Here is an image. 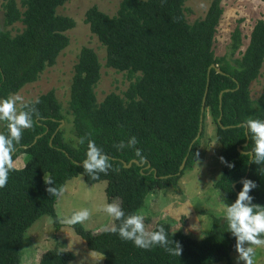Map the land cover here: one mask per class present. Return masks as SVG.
I'll use <instances>...</instances> for the list:
<instances>
[{
	"label": "trees",
	"instance_id": "trees-1",
	"mask_svg": "<svg viewBox=\"0 0 264 264\" xmlns=\"http://www.w3.org/2000/svg\"><path fill=\"white\" fill-rule=\"evenodd\" d=\"M67 1L20 0L18 6L16 0H3L5 24L20 22L23 28L14 35L0 28V100L35 81L68 45L65 32L75 21L57 12ZM185 1L121 0L114 15L95 4L86 10L84 20L105 48V65L139 75L123 97L111 92L97 102L94 87L101 65L91 47L80 49L69 98L74 145L63 139L59 127L63 115L53 90L27 102L36 109L33 127L23 130L13 153V160L25 154L24 164L14 167L6 187L0 188V264H21V242L40 216L49 215L56 229L60 228L55 209L58 197L50 195L47 188L64 187L73 177L81 175L87 183L106 180L108 200L118 198L126 215L139 212L150 192L176 185L185 169L193 165L207 114L216 123L222 165L215 188L234 202L241 181L251 179L257 185L249 193L252 203L264 206V165L251 162L254 141L240 127L248 119L264 120V87L255 102L249 92L264 61V19L254 22L246 48L230 61L216 57L212 48L222 14L221 0H211L203 18L191 24L184 16ZM231 39V51H235L241 44L238 28ZM212 63L221 72L208 71ZM206 84L202 130L194 140ZM37 99L39 103H34ZM1 122L0 133L7 135V122ZM82 137L85 142L80 144ZM131 137L137 141L134 147H115L121 141L127 144ZM88 140H93L112 164L98 179H92L82 167ZM186 155L185 166L178 173ZM221 157L234 166L222 163ZM49 177L54 184H45ZM118 224L113 220L112 226L101 230L76 224L73 230L88 249L102 254L103 264H233L230 256L236 251V239L228 231L224 215L210 214L209 229L200 237L173 231L168 221H156L150 231L163 226L168 238L182 245L179 257L159 246L145 250L122 240L110 230ZM74 259L72 251L52 247L40 254L37 264H69Z\"/></svg>",
	"mask_w": 264,
	"mask_h": 264
},
{
	"label": "rangeland",
	"instance_id": "rangeland-1",
	"mask_svg": "<svg viewBox=\"0 0 264 264\" xmlns=\"http://www.w3.org/2000/svg\"><path fill=\"white\" fill-rule=\"evenodd\" d=\"M121 0H69L58 7L57 12L70 16L75 25L65 33L69 38L68 45L59 53L51 66H46L33 82L26 83L14 94L23 98L25 103L35 100L39 95L53 90L56 101L63 115L60 128L63 139L74 145L76 136L73 131L72 115L69 109L70 85L73 67L77 62L80 49L91 47L97 54L101 68L99 80L94 87L96 101L111 92L120 96L128 85L136 79L138 72L129 74L105 65V48L97 36L85 22V12L93 4L108 15H114ZM3 0H0V28L11 35L18 33L23 25L20 22L7 25L4 22ZM211 0H186L184 16L187 23L203 18ZM20 6V0H16ZM222 14L216 26L213 40V52L216 57L225 56L233 61L241 56L248 44V36L254 22L264 19V4L261 0H221ZM240 30L241 44L231 51L232 33ZM264 87V61L258 76L250 83V98L255 102ZM9 95V96H11ZM8 96V97H9ZM20 107L19 103L17 105ZM2 122L0 121V130ZM216 123L206 115L204 133L200 139L198 155L190 168L185 169L176 185L150 192L145 198V206L139 209L145 216V227L151 230L158 220L171 223L173 231H183L189 235L200 237L210 226V214L224 215L226 205L233 202L218 192L214 182L218 179L222 165L218 159L219 143L216 139ZM25 154H20L14 167H22ZM106 180L87 183L81 175L69 179L64 185V193L57 198L55 209L59 217L60 228L56 229L49 215L40 216L26 231L21 242V264H37L40 254L46 249L58 247L70 250L75 259L69 264H103L102 254L86 247L84 240L73 230V226L60 223V218L71 216L74 212L88 208L92 212L91 219L83 226L92 230L108 228L113 218L97 209L105 203H119L118 198L108 200L105 187ZM143 208V209H142ZM142 209V210H141ZM238 253L233 252L230 261L238 264ZM254 264H264V247L255 248ZM224 261L213 264H224ZM239 264H244L239 261Z\"/></svg>",
	"mask_w": 264,
	"mask_h": 264
},
{
	"label": "clouds",
	"instance_id": "clouds-1",
	"mask_svg": "<svg viewBox=\"0 0 264 264\" xmlns=\"http://www.w3.org/2000/svg\"><path fill=\"white\" fill-rule=\"evenodd\" d=\"M34 103H39V100L37 99ZM34 112H36L34 104L25 103L19 95H11L0 100V121H6L8 128L7 135L0 133V188L6 187L9 172L14 169L13 153L16 145L22 139L23 130L33 127L32 114ZM240 127L245 128L247 134L254 141V147L249 154L251 162L264 165V120L248 119ZM84 142V138H80L79 143L83 144ZM136 143L135 137H131L127 144L121 141L115 147L117 149L132 148ZM136 154H140L138 149ZM220 159L228 167L234 166L223 157ZM82 167L92 179H98L100 173L107 174L108 170L112 168V164L102 149L93 140H88L86 159L82 162ZM44 181L46 185L54 184L51 177ZM241 183L243 186L237 194L236 200L225 207L224 218L228 224V231L236 239L235 249L238 253V264L239 261H243L244 264H254L255 248L264 247V206L252 203L253 197L249 193L257 187L256 182L251 179H243ZM47 191L54 197H60L64 193V188L48 187ZM97 210L103 211L113 220L119 222L110 230L112 233H118L122 240L132 241L135 246L145 250L159 246L170 255L179 257L182 254L183 249L180 242L174 241L172 238L169 239L163 226H158L154 231L146 229L145 216L142 212L126 215L121 205L115 202L105 203ZM91 216V210L83 208L71 216L60 218V223L69 226L83 225L91 219Z\"/></svg>",
	"mask_w": 264,
	"mask_h": 264
},
{
	"label": "water",
	"instance_id": "water-1",
	"mask_svg": "<svg viewBox=\"0 0 264 264\" xmlns=\"http://www.w3.org/2000/svg\"><path fill=\"white\" fill-rule=\"evenodd\" d=\"M211 68H214L217 72H221V70L217 67L216 64L212 63L209 67H208V71L211 69ZM208 84V83H207ZM207 84H206V88H205V91H204V94H203V98H202V103H201V108H200V126H199V130H198V133L196 135V137L194 138V140H196L198 138V136L200 135V132L202 130V122H203V112H204V105H205V98H206V93H207ZM220 117H218V123L220 121ZM62 123V122H61ZM60 123V125H61ZM59 125V127H60ZM246 131V130H245ZM247 133V132H246ZM193 140V141H194ZM246 144V142L244 143ZM190 148V147H189ZM186 159H187V155L183 158L180 166H179V171L178 173H180L182 171V169L184 168L185 166V163H186ZM134 162H137L136 160H133ZM130 163L126 164V166H129ZM149 166V164L147 165V167Z\"/></svg>",
	"mask_w": 264,
	"mask_h": 264
}]
</instances>
